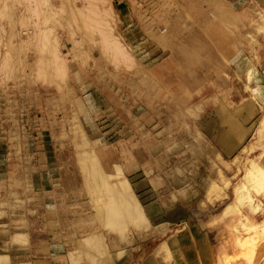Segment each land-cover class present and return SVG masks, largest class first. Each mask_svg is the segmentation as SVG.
Listing matches in <instances>:
<instances>
[{
  "label": "rangeland",
  "instance_id": "1",
  "mask_svg": "<svg viewBox=\"0 0 264 264\" xmlns=\"http://www.w3.org/2000/svg\"><path fill=\"white\" fill-rule=\"evenodd\" d=\"M257 1L0 0V255L12 243L30 256L34 245L39 259L45 242L86 237L91 252L65 253L111 264L127 234L141 264L192 230L221 235L224 264H264V242L245 232L264 221V180L236 200L264 153L248 140L222 156L206 129L222 114L216 102L247 86L225 56L251 52ZM122 183L140 229L124 204L104 221Z\"/></svg>",
  "mask_w": 264,
  "mask_h": 264
},
{
  "label": "crops",
  "instance_id": "2",
  "mask_svg": "<svg viewBox=\"0 0 264 264\" xmlns=\"http://www.w3.org/2000/svg\"><path fill=\"white\" fill-rule=\"evenodd\" d=\"M256 4L259 6L258 12L264 15V0H258ZM256 21L255 17L252 25L253 39L250 40L253 42L251 52L248 54L241 51V54L238 52L225 56L231 62L237 60L235 61L237 74L245 77L247 86L244 85L242 88L235 85L233 90L237 92L235 97L227 93L225 99L221 97V103L216 102L214 106L216 109L213 108L214 112L217 114L216 111L221 110L222 114L212 115L210 119L211 131L209 124H207L209 122L206 123L207 136L213 143L212 146L222 156H238L246 148L248 140L251 141L249 146L253 148L254 154L264 153V29L259 33ZM236 32L240 33L239 30ZM227 38L229 39L228 36ZM232 44L238 46V42H232ZM223 109H227V114H224ZM168 215L167 212L162 211L159 214L156 211L151 218L158 221L159 219H166L165 217ZM223 215L226 217V214ZM173 217L179 219L178 215L175 217L173 214ZM78 227L80 228V226ZM191 232L192 230H189L187 234H184L182 231L176 237L170 238L168 242L171 245L168 254L160 251L158 247L152 250L147 258L141 261V264H224L226 255L230 254L231 250L224 247V239L221 238V235H216L213 239V236L206 232L199 236H194ZM86 240V237L77 238L76 243L69 242L68 245L62 241L61 246H51L45 242L42 248L44 257L39 259L35 257L37 249L34 245H32V255L22 257V250L9 243L8 250L3 251V255H0L2 261L0 263L95 264V262L85 258H75L73 253L69 251L71 245L74 244V250L81 251L83 255L91 252L92 248L86 244ZM177 242V246L173 245ZM65 246L69 248L67 253H65ZM131 248L132 240L127 234L122 238H116L112 249L111 264H132L130 261L131 254L129 253L128 256V251ZM24 252L26 253V251Z\"/></svg>",
  "mask_w": 264,
  "mask_h": 264
},
{
  "label": "bare ground",
  "instance_id": "3",
  "mask_svg": "<svg viewBox=\"0 0 264 264\" xmlns=\"http://www.w3.org/2000/svg\"><path fill=\"white\" fill-rule=\"evenodd\" d=\"M257 16H258V21H256L255 23H257V31L260 33L264 29V15H262L259 12ZM95 165H92V167L95 170H97L96 169L97 165L96 166ZM263 180H264L263 169L252 163L243 176V183L237 189V193H236L237 202H241L244 199V195L247 193V190L250 187L261 185ZM118 187H119L118 188L119 196H117L116 198L114 197L112 203L109 204L111 210H105V212L102 213L104 217V221L111 219V221H107L105 223L112 224L113 223L112 219L122 214L117 212L118 207H120V204H124L125 207L126 206L128 207L127 211H125L126 214L124 213V215H127V220L135 228L138 229L142 228L145 223L142 216V211L136 200L130 195L128 191L129 190L128 185L126 183H122ZM208 199H210V196H208ZM249 200L252 205L254 198L249 197ZM105 227L108 228V230L111 232H115L118 235L121 234L120 225H117V227H113V225L112 226L106 225ZM246 231L250 233V238L255 239L256 243L264 242V222H262L259 225L248 224L245 232ZM99 244L102 249V244L101 243ZM244 246L245 244L240 242V247H244Z\"/></svg>",
  "mask_w": 264,
  "mask_h": 264
}]
</instances>
